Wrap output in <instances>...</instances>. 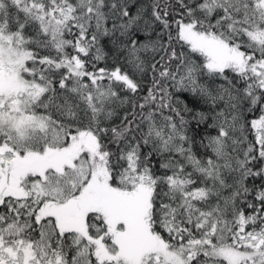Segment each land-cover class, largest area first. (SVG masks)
<instances>
[{"label":"snow or ice","instance_id":"snow-or-ice-1","mask_svg":"<svg viewBox=\"0 0 264 264\" xmlns=\"http://www.w3.org/2000/svg\"><path fill=\"white\" fill-rule=\"evenodd\" d=\"M0 264H264V0H0Z\"/></svg>","mask_w":264,"mask_h":264}]
</instances>
